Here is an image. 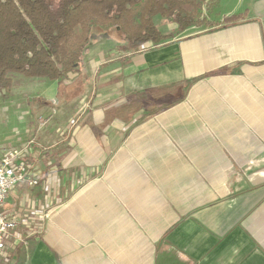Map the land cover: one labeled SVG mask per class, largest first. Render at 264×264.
Wrapping results in <instances>:
<instances>
[{"label": "crops", "instance_id": "1", "mask_svg": "<svg viewBox=\"0 0 264 264\" xmlns=\"http://www.w3.org/2000/svg\"><path fill=\"white\" fill-rule=\"evenodd\" d=\"M217 11L243 19L89 58L68 114L61 83L20 81L38 184L6 196L0 264H264V0Z\"/></svg>", "mask_w": 264, "mask_h": 264}, {"label": "trees", "instance_id": "2", "mask_svg": "<svg viewBox=\"0 0 264 264\" xmlns=\"http://www.w3.org/2000/svg\"><path fill=\"white\" fill-rule=\"evenodd\" d=\"M209 1L0 0V96L13 90L17 75L63 83L81 73L96 42L118 43L115 50L108 45V57H131L145 44L168 43L190 27H226L243 19L233 14L219 24L211 21L203 14Z\"/></svg>", "mask_w": 264, "mask_h": 264}, {"label": "rangeland", "instance_id": "3", "mask_svg": "<svg viewBox=\"0 0 264 264\" xmlns=\"http://www.w3.org/2000/svg\"><path fill=\"white\" fill-rule=\"evenodd\" d=\"M220 0H211L208 2L210 8H204L203 14L210 18L211 21H219L218 20V3ZM220 13H224V9L220 8ZM222 15V14H221ZM173 30L172 25H168L167 29ZM117 42L114 40H108L105 45H102L99 42H96L95 45L91 48L89 54L87 55V59H91L94 57V60L99 58L98 53L106 54L110 49H108V45L113 46V50L117 47ZM20 81H30L24 77L18 76L14 77V88L13 90L4 95L0 96V138L7 140L6 144L11 145L14 138L18 134L21 133V130L24 129L25 122V98L29 97L33 94V90L31 86H25V84ZM34 81V80H33ZM84 83V78L77 77L74 80H67L61 83L59 88V94L57 99L60 101V111H62L63 107H68L70 103L73 101V96L76 93H79L82 89ZM27 104V103H26ZM9 141V142H8ZM12 141V142H11Z\"/></svg>", "mask_w": 264, "mask_h": 264}, {"label": "built area", "instance_id": "4", "mask_svg": "<svg viewBox=\"0 0 264 264\" xmlns=\"http://www.w3.org/2000/svg\"><path fill=\"white\" fill-rule=\"evenodd\" d=\"M24 148L0 144V250L7 235L18 226L16 214H6L1 207L9 191L17 184L34 186L38 181L23 160Z\"/></svg>", "mask_w": 264, "mask_h": 264}]
</instances>
